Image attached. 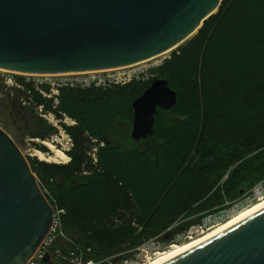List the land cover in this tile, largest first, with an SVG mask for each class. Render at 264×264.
<instances>
[{
	"label": "rangeland",
	"instance_id": "1",
	"mask_svg": "<svg viewBox=\"0 0 264 264\" xmlns=\"http://www.w3.org/2000/svg\"><path fill=\"white\" fill-rule=\"evenodd\" d=\"M242 10L240 1L232 3L228 13L224 15L219 7L191 37L179 45L130 66L49 75L0 69V126L17 141L30 166H34L37 161L66 164L70 160L68 151L71 148L67 126L75 125L77 117L83 113L85 116L89 113L87 118L90 127L100 130L99 134L109 139V143L101 139L93 148V162H97L102 169L87 175L85 184L72 191L79 196V208L92 213L105 207L113 193L121 189L126 188L133 195L140 209L136 223L131 227L115 229L119 233L115 236L117 239L113 245L119 247L122 246L121 243L133 240L136 248L133 249L139 259L145 255L154 259L171 244H182L191 237L199 236L201 231L197 228L201 223L206 221L207 225L214 226L227 221L259 200L260 195L255 189L261 182L264 186V178L242 193L237 192V188H234L236 191L231 189L226 193L223 185L227 183V174L238 162L230 166L206 190L205 197L198 203L193 204L194 198L190 196L194 193L189 194L190 177L194 182L199 180L193 177L190 169L194 174L198 170L210 174L207 165L216 160L212 149H208L211 154L203 155L207 152L204 150L205 144L207 148L214 146V150L218 148L223 151L222 143L229 128H232L230 131L242 130L237 118L250 122L257 105H261L264 111V89L256 87L264 85V63L250 59L252 53L258 54L261 51L257 40L263 38L264 20L253 29L255 32L239 27L236 20L240 19ZM129 75L134 79L129 81ZM165 77H169L171 88L180 93L178 107L170 114L158 108L155 115L156 141L140 144V148L158 144L160 149L156 153L139 156H123L119 150L111 147L116 142L127 147L128 141H133L130 136L133 123L131 104L136 97H118L93 106L80 107L72 105L66 93V89L70 87L107 88L129 83L143 88L149 87L155 79ZM26 83H31L34 91ZM42 84L49 86V90H44ZM35 91L44 99L50 100V110L36 104ZM22 107L34 110L38 118L56 129L49 139L29 135L31 124L25 115L18 114ZM175 118L189 121L186 124L179 123L173 120ZM106 126L109 129L107 133L104 131ZM55 150L62 152L66 158L57 157ZM40 153L44 157H40ZM51 156L55 158L48 160L47 157ZM200 159L207 162L205 166L201 165ZM37 181L50 205L58 207L54 191L49 188L50 183L40 182L38 178ZM194 182L192 190L197 187ZM175 186L177 189L170 190ZM158 189H164L163 197L162 192L159 196L154 194V190L159 191ZM186 189L188 193L184 194L179 203L178 198ZM169 190L175 193L167 196ZM57 191L62 197H66L63 188H58ZM174 202L179 204L174 205ZM185 202L186 205L183 206ZM178 205L182 206L175 213L177 215L167 216ZM158 208V212H162L165 217L155 216L150 221L149 215ZM212 218H215L214 221L209 222ZM154 226L156 229L150 230ZM121 230L124 232H120ZM138 232H141V237L137 236ZM114 254L119 260L120 257L133 256L134 252L130 249L127 253L119 251Z\"/></svg>",
	"mask_w": 264,
	"mask_h": 264
},
{
	"label": "water",
	"instance_id": "2",
	"mask_svg": "<svg viewBox=\"0 0 264 264\" xmlns=\"http://www.w3.org/2000/svg\"><path fill=\"white\" fill-rule=\"evenodd\" d=\"M221 0H0V69L63 74L134 65L191 37ZM177 92L155 79L132 102L130 136H153ZM53 207L0 126V264H26L52 227ZM160 264H264V207Z\"/></svg>",
	"mask_w": 264,
	"mask_h": 264
},
{
	"label": "trees",
	"instance_id": "3",
	"mask_svg": "<svg viewBox=\"0 0 264 264\" xmlns=\"http://www.w3.org/2000/svg\"><path fill=\"white\" fill-rule=\"evenodd\" d=\"M236 1L242 2L243 5L240 19L236 20V24H238L239 27L253 30L262 24V21L264 20V0H222L220 8L221 11H223V15L228 13L231 4L235 3ZM253 32L255 31L253 30ZM262 36V39L257 40V43L261 46V51L258 54L252 53L250 59L254 60L255 62L264 63V34ZM252 40L253 39H251L250 42H252ZM244 63L245 62L243 61V64ZM165 78L168 79L170 86L171 81L169 77ZM26 85L28 88L34 91L33 85L31 83H26ZM256 87L264 89V85H256ZM42 88L46 91L49 90V86L46 84H42ZM146 88L147 87L141 88L137 84L129 83L122 86L112 85L110 87L108 86L107 88L96 86L85 88L70 87L66 89V93L68 94L72 105H80V107H84L93 106V104L101 101L108 102L118 97L122 98L126 96H133L136 97L135 99H137V97L140 96ZM175 91L177 92V101L172 109L163 110L158 107L165 113L170 114L175 112L176 108L178 107L177 104L180 93L177 90ZM33 93L37 97V105H43L47 109H51V105H49L50 100L44 99L42 95L38 94L36 91ZM18 114L21 116L25 115L28 123L31 124V128L29 129L28 133L32 137L49 139L51 134L56 131V129L51 124L48 125L44 120L38 118V116L35 115L34 110L30 108L22 107L21 112L19 111ZM87 116H89V113H87L86 116L83 113L82 116L79 115V117H77L78 121H76L75 125L67 126V130L69 131L70 137L72 138V146L68 151L70 160L66 162V164L37 161V163L34 166L31 165L30 168H32V171L36 174L40 182H45L48 184L50 183L49 188L54 191L53 196L56 197L58 207L63 208L64 211H66L61 218V225L65 238L56 239L51 251L53 252L56 248L66 251L69 250V248L75 246H78L82 250L90 248L89 256L99 260L101 258L111 256L116 252L125 251L127 253L128 250L135 248V244L132 242L133 240H130L132 243H129L130 241L128 240L124 242H128L127 244L121 243L122 246H119L121 248L115 247L117 245L113 244L117 239L115 236L119 233L116 232L115 229L133 226V224L136 223V217L140 209L138 208L137 201L126 188L123 190L121 189L119 192L113 193V195L108 199L105 207L101 208L97 212H86L79 208V196L77 194H73L72 190L84 185V180L87 175L96 173V171L102 169V166H99L97 162L95 164L93 162V148L101 139L109 143V139L107 140L103 134H99L100 130L90 127V122H88ZM173 120L175 122H183L185 124L187 121H189L178 118ZM237 120L239 123L238 125L242 126V130L239 129L240 131H230L232 128H229V133L226 135L225 140L222 143L223 151L219 150L218 148L217 150H214L216 147L213 146L211 148V145H207L210 148L205 147L206 144L204 146V150H207V152L203 153V155L211 154L208 149L215 151L214 157H216V160L214 163L211 162L207 165L210 168L211 173L207 174V172L198 170L194 174L192 169H190L193 177L199 179L194 182L189 176V186L191 189L189 194L192 192L194 193V195L190 196V198H194L195 202L193 204L198 203V201L203 199V197H205L204 194L207 192L206 190L210 189L212 184L215 181L217 182L219 180L218 178L221 177V175H224L227 169L237 162L238 165L229 171L227 174V183L223 185L226 193H229L231 189L235 190L236 188L238 190L237 192L242 193L251 188L257 181L264 178V111H262V106L257 105V109L255 110L253 118L250 122L242 118H237ZM111 125H109V127ZM105 128L106 129L104 131L107 133L109 129L107 130V126ZM154 132L152 137L141 139L138 142L134 141L133 139V141L129 140V146L127 147H123L117 142H110V144L112 143L111 147L119 150L123 156L125 155L127 157L139 156L140 154L145 153H156L157 150L160 149L158 144H152L150 147L140 148V144L143 145L145 142L156 141ZM95 138L96 141L94 140ZM203 160L204 159H200L199 162H202L201 165L205 166L204 164L207 162H204ZM187 172L186 174L189 173ZM212 173H215V175L213 176ZM193 182L197 186L194 190H192ZM58 188L64 189L66 197H62L58 193ZM174 189H177V187L175 186L170 190ZM158 190L159 191L154 190V194L156 193V195L159 196L162 192L161 196L163 197L165 194L163 193L164 189ZM170 190L167 192V196L175 193L171 192ZM186 193H188L187 189L186 191L184 190L183 194L181 193L179 196V203ZM178 194H180V192ZM221 201H223V199ZM166 202L168 201L166 200ZM179 203L174 202V205ZM182 205H186V202ZM182 205H178L176 210H173L174 213L170 212V214L167 216H176L177 214L175 213L180 210L179 208H181ZM158 207L160 208V204ZM159 208L155 211V213L149 215V217L151 216L150 221L152 218L154 220L155 216L165 217L161 214L162 212H158ZM156 226H154V228L151 227L150 230H155ZM120 232H124V230H121ZM141 232H138L137 236H140Z\"/></svg>",
	"mask_w": 264,
	"mask_h": 264
},
{
	"label": "built area",
	"instance_id": "4",
	"mask_svg": "<svg viewBox=\"0 0 264 264\" xmlns=\"http://www.w3.org/2000/svg\"><path fill=\"white\" fill-rule=\"evenodd\" d=\"M128 80L134 79L131 75L128 76ZM74 124V123H73ZM61 136V135H60ZM52 141H54L52 139ZM72 146V138H70V147ZM69 149V148H68ZM70 159V158H68ZM256 192L260 196H264L263 183H259L256 187ZM53 221L51 228L47 235L41 240L40 245L37 247L32 256L27 260L26 264H140L143 261H147L148 257L145 255L144 258L139 259L135 249H131L134 252L133 256L120 257L117 259V255L113 254L96 260L89 256L90 248L82 250L78 246L69 248V250L63 251L60 248H56L53 252L51 248L58 238H65L62 230L61 218L65 214L63 208L53 206ZM215 218L209 219V222L214 221ZM212 227L207 225L206 221L201 223L197 230L203 231L204 228L208 229ZM128 250L127 252H129Z\"/></svg>",
	"mask_w": 264,
	"mask_h": 264
},
{
	"label": "bare ground",
	"instance_id": "5",
	"mask_svg": "<svg viewBox=\"0 0 264 264\" xmlns=\"http://www.w3.org/2000/svg\"><path fill=\"white\" fill-rule=\"evenodd\" d=\"M56 151H58V150H55V152ZM39 155H40V157H44V155L42 153H40ZM56 156L61 158V159L66 158V156L62 152H56ZM47 158H48V160H50L51 158H55V157L51 156V157H47ZM263 197L264 196H260L258 198L259 200L257 201V203L246 208L245 210H242V212H240L236 215H233L232 217L228 218L227 221L220 222V223L215 224L214 226H212L206 230L201 231L199 236L191 237L190 240L185 241V243H182V244L173 243V244H171V246L167 250L158 253L156 258L152 259V257H149L147 259V261H145L142 264H160L166 260L171 259V257H173L175 255H178L182 252H185L186 249L199 244L201 241H204L206 239L214 237L215 234H217L223 230H226L229 226H232V225L238 223L239 221H242L244 217H246V216H248L254 212H257V210L263 208L264 207V198Z\"/></svg>",
	"mask_w": 264,
	"mask_h": 264
}]
</instances>
